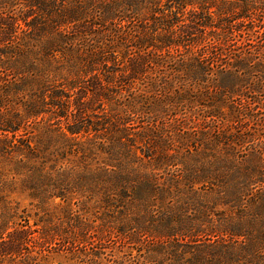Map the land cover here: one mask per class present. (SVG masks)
<instances>
[{"label": "trees", "instance_id": "1", "mask_svg": "<svg viewBox=\"0 0 264 264\" xmlns=\"http://www.w3.org/2000/svg\"><path fill=\"white\" fill-rule=\"evenodd\" d=\"M74 1L77 3L75 7L66 8L68 3L72 5L70 1L0 0V156L16 147L14 151H19L20 157L15 164L21 163L20 167L28 171L31 170L30 160L43 157V132L36 133V127L33 133L29 127L45 119V106L54 108L49 115L52 121L72 117L75 127L68 130L74 134L81 128L85 129L84 132L87 129L92 131L96 126L104 128L103 124L119 130L116 128L119 117L111 119L109 111L106 114L103 107L106 103H124L130 113L141 112L143 116L153 117L157 124L153 130L158 128V135L154 138L158 142L163 141L161 137L173 136L170 130L169 135L163 133V121L158 125L163 118L174 121L176 116L172 111L186 109L189 102L199 107L202 114L206 108L205 116L230 118L236 131H229L233 126L229 125L227 131L209 137L204 133V139L222 144L223 152L230 151L225 145L235 150L250 142L255 151L246 157V161L244 157L228 160L231 159L225 158L228 155L206 153L208 143H203L191 157L183 151L179 156L162 151L156 156L158 163L151 160L159 168L181 165L184 172L174 177L175 181L186 187L198 185L204 193L213 195L211 200L202 203L188 197L183 199V208L193 207L200 214H178L170 209L165 199L172 192L170 186L176 183L161 185L157 181L155 184L154 171L141 170L137 162L127 156L130 152L125 159L123 155L113 157L116 164H108L110 168L105 171L106 206L117 208L115 211L121 216L128 217L129 214L132 218H140L146 207L149 209L158 203L162 208H157L160 214L154 216L149 212L147 223L137 226L140 235L171 237L166 245L153 244L150 247L157 245L153 251L164 254L165 250L167 255L170 254V264H237V254H240L237 258H242V264H264V193L255 194L251 200L245 199L251 193L249 186L264 185V118L256 111L264 106V57L255 60L251 53L242 57L245 54L243 49L235 57H230L231 61H223L221 57L228 54L224 47H230L234 32L239 36L247 34V40L254 42V51L264 56V0H221L219 7L214 0L208 5H204L206 0H200L193 3L198 4V8H191L189 12L186 9L188 0H166L176 10L170 9L168 14L160 17L155 15L154 0ZM213 6L220 11L219 14L216 12L217 19L209 11ZM181 9L188 12V17L182 21L178 19ZM94 19L99 23H94ZM120 21L128 28L126 31L118 29ZM95 24L99 28L96 29ZM208 27L217 31L207 33ZM109 33L116 37L114 46L124 47L121 57L117 54L106 57L102 51L113 40H110ZM89 37L98 38L96 44L75 47L77 41L88 42ZM104 39L109 43H104ZM194 45L198 51L189 53L194 60L184 65L180 63L177 73L170 76L161 73L159 67L163 65L159 52ZM96 49L97 52H93ZM61 77L66 78V89L58 87L61 85L57 80ZM189 93L195 95L190 97ZM225 102L231 104L229 114L220 108ZM166 105L182 106L169 109ZM248 116L259 122L254 131L245 125L249 123L246 121ZM174 135L182 145L190 142L195 146L189 139L182 143L185 139L182 135ZM19 136L26 137L20 140ZM232 153H229L231 157ZM252 158L254 162H251ZM13 170L12 180H6L0 171V260L21 255L32 238L29 228L24 225L21 228L14 226L12 230L8 226L17 217H23L24 212L18 201L2 194L5 185L12 186L16 184V176H23L19 169ZM236 175L242 179L238 185L226 184ZM206 183L216 188L206 187ZM242 200L249 202L243 205ZM219 201L233 209H249V220L235 221L224 230L226 234L243 239L240 252L212 243L186 251L185 245L172 242L174 237L193 236L200 228V223L194 220L206 221L221 204ZM133 221L137 222L136 219ZM128 229L123 227L117 231L123 234ZM185 252L190 255L186 257Z\"/></svg>", "mask_w": 264, "mask_h": 264}, {"label": "rangeland", "instance_id": "2", "mask_svg": "<svg viewBox=\"0 0 264 264\" xmlns=\"http://www.w3.org/2000/svg\"><path fill=\"white\" fill-rule=\"evenodd\" d=\"M69 1L72 5H69ZM82 1L86 2L88 0ZM154 1V6L157 10L155 15L158 17L168 14L170 9L176 10L172 8L173 4L166 2V0ZM188 1L186 7L188 12L191 8H198V4L196 6L193 3H198L200 0ZM209 1L206 0L204 5H208ZM214 1L216 4H219L218 7L222 5L221 0ZM65 2L68 3L66 8L68 6H72L73 8L77 4L74 0H65ZM186 11L180 10L178 13L179 20L182 21L188 17V12ZM209 11L214 19L218 18L216 14V12L220 13V11L218 12V8L216 9L213 6ZM93 21L94 23H99L98 19H94ZM140 22H137V24L139 25ZM123 23L120 21L117 27L121 31H126L128 28L123 26ZM94 26L96 29L99 28L98 24ZM109 27L110 25L107 24V28ZM216 31L215 28H207V33ZM108 35H110V40H113L110 42L111 45H107L105 50L102 51L105 52L106 57H115L114 54L121 57L124 47L114 46L117 44L116 37L111 36V33ZM243 36L246 37L244 38ZM231 38L233 40L230 42V47H224L225 52L228 54L221 56L223 61H231L230 57H235L234 55L242 49L245 52V54L241 55L242 57H248L250 53L253 55L252 57H256L255 60H260V57H264L256 52V50L254 51L256 48L254 42L247 40V34L244 33L242 36H239V34L234 32ZM94 39V37H89L88 42L77 41L75 47L86 46L87 43L96 44L95 42L98 38ZM211 41L215 42L214 40ZM104 43L108 44L109 41L104 39ZM206 44L204 43V45ZM220 48L218 45V49ZM251 50L252 52H249ZM194 51H198L195 45L187 48L186 46L171 47L159 52L161 53L159 59L163 65L159 67L161 73L168 76L177 73V65L180 63L184 65L186 62L195 59L194 57H189V53L192 54ZM93 52H97V49ZM57 82L61 85L58 86L59 88L63 87L66 89L64 84L66 78L61 77ZM192 94L194 93H189L190 97H193ZM123 104L106 103L103 107L106 114L109 111L111 119L119 117L116 126L119 130H114L108 124H103L104 128L100 129L99 126H96L92 131H88L89 129H87V132H84L85 129L81 128L80 132L74 134L68 130L70 127H75L72 124V117L55 118L52 121L49 119L51 117L49 115L54 108L52 106H45L47 110L43 117L45 119H42L37 125L32 123L29 127V130L33 131V133H35L34 129L36 127V133L43 132L44 142L41 145L43 151L41 155L43 157H38L37 160H30L31 170L28 171L27 168L20 167L21 163L15 164V161H18V157H20L19 151H14L16 147L12 148L11 152L3 154V157L0 156V171L4 173L6 180H12V176L14 175L13 169H19L23 173V176L15 177L16 184L12 186L5 185L3 188L2 194H7L9 199L18 201L20 209H24L22 213L23 217H17L14 221L8 223V226L12 230L14 226L15 228H21L24 225L23 227L30 230L29 236H32L21 255L5 257L0 260L1 264H27L31 262H33L32 264H170V260L172 259L170 254L167 255L165 250H163L164 254L159 253V250L153 251L157 245L151 249L150 247L153 244L166 245L170 242L169 238L171 237L164 236L162 232L161 235L164 237L146 234L140 235L141 232L138 229V226L147 223V219L150 218L149 212L152 215L155 214L154 216L160 214L157 208H162L159 207L158 203L155 206L151 205L149 209L146 207V210L143 211L144 215H141L140 218H132L133 216L129 214L128 217L121 216L115 211L117 208L106 206L108 199L105 196V171H108L110 168L108 164H116V160L113 157L120 158L123 155V159H125L128 156L129 159L137 162L136 165L141 170H153L155 184L157 181L161 185L176 183L170 186L172 192L170 195H166L165 202L168 201V207L176 210L178 214L185 213L194 216V214H200L201 212L194 210L193 207L187 208L184 206L183 208V199H187L188 197L195 200V202L202 203L206 202V200H211L213 195L204 193L198 185H194L193 187L188 185L186 187L182 182L175 181L174 177H179L184 172L183 167L181 165H173L167 168H164L165 165L162 166L163 168L154 166V162L158 163L156 156L162 151L179 156L180 152L183 151L185 155L191 157V155H194L196 151L201 149L203 143H208L207 148L209 150H206V153L228 155L225 156V158H231L228 160H237V158L240 160L241 157H244L246 161V157L252 155L253 150L255 151L249 145L250 142L245 143L243 147H236L235 150L231 149L229 145H225L229 147L225 149H230V151L223 152L224 148H222V144L209 143L211 141L209 139L206 141L204 139L206 135L209 137L210 135L220 133V131H227L228 129L226 128L229 125H233L229 131H233L234 133L236 131L234 128L235 124L230 118H220L212 115H207V117L204 115L206 114V108L203 109L204 114H202L201 109L194 107L191 102H189V106L185 107L183 105L186 109L172 111V114L176 116L174 121L169 122L166 118L159 121L158 125L163 121V133L165 135H169V130L173 131L171 138L169 136L161 137L163 141L159 142L154 138V136L158 135L156 133L158 128L155 131L153 130V127H157L156 122L152 120L153 117L143 116L141 112L130 113L129 108ZM181 106L166 105L169 109H176ZM229 106H231L230 102H225L221 104L220 108L229 114ZM259 108L256 111L260 117L264 118V106L261 105ZM100 110L98 109V112ZM184 111L185 114H182ZM248 117L249 120L246 121L249 123L244 124L254 131L258 127L257 124L259 122H255L253 120L254 117ZM128 119H130L129 122H127ZM177 133L185 138L182 139V143L186 139H189V141L195 143V146L190 144V142H188V145H182L179 142V138H175L174 134ZM123 135H125L124 138ZM19 137L22 140L26 136ZM127 137L128 139H126ZM18 140L19 138L16 140L17 145L19 144ZM231 151H233L232 157L229 154ZM127 152H130V154L125 156ZM24 159L26 158L24 157ZM142 159H144L143 162ZM224 162L222 161V163ZM251 162H254L253 158ZM241 181L242 179L236 175L228 180L226 184L238 185ZM25 184H27L26 187ZM210 186L216 188L206 183V187ZM248 189H250L251 193L245 199L249 198L251 200L256 197L255 194L261 195L264 193V185L262 187L259 184L255 187L249 186ZM194 191L197 192L194 193ZM243 201H241L243 205L249 202V200ZM255 201H258L257 198ZM220 203L215 212L209 214L206 221L194 220L196 223H200V228L194 232L193 236L174 237L172 242L177 241V243L185 245L184 250L186 251L202 247L200 244L207 245L212 243L211 245H217V247L226 246L227 249L240 252L241 247L239 245L243 244V239L226 234L224 230L229 229L230 225L235 221L242 219L243 221L249 220L250 218L247 215V213H250L249 209H233L222 202ZM130 211H133V207L130 208ZM134 211H137V209L134 208ZM104 215L108 216L104 218ZM133 219H136L137 222H134ZM123 227L129 229L126 233L121 234L117 230ZM129 236L132 238L129 239ZM184 255L187 257L190 254L189 252H185ZM239 255H236L235 262L242 264V258H237Z\"/></svg>", "mask_w": 264, "mask_h": 264}]
</instances>
